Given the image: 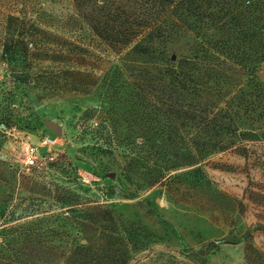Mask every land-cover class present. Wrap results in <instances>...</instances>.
<instances>
[{
    "label": "rangeland",
    "instance_id": "rangeland-1",
    "mask_svg": "<svg viewBox=\"0 0 264 264\" xmlns=\"http://www.w3.org/2000/svg\"><path fill=\"white\" fill-rule=\"evenodd\" d=\"M17 1L0 0V101L13 106L0 122V175H13L0 179V258L23 264L33 249L54 264H259L246 246L264 255V0L155 2L166 32L154 45L171 62L64 28L63 0L44 1L52 23L37 19L31 37ZM19 37L31 55L6 59ZM219 117L232 132L209 135ZM187 154L194 164L161 167L173 184L145 183ZM134 157L157 161L131 170Z\"/></svg>",
    "mask_w": 264,
    "mask_h": 264
},
{
    "label": "trees",
    "instance_id": "trees-1",
    "mask_svg": "<svg viewBox=\"0 0 264 264\" xmlns=\"http://www.w3.org/2000/svg\"><path fill=\"white\" fill-rule=\"evenodd\" d=\"M45 0H18L17 2L21 4L18 8L19 11L23 12V17L19 21L21 28L32 29V33L27 34L31 37L34 36V30H36L40 21L46 22V24L51 25L52 17L45 14ZM61 1V0H60ZM65 2V7L68 11L63 21L62 26L68 27L71 31H81L87 30L95 37L99 42L105 43L111 50L115 52H124V55H144L153 59L167 60L170 58L166 57V51L164 49H158L154 45L157 39L163 36L166 32L161 24L158 23L157 15L153 11L155 2L161 5H173L179 3L182 0H63ZM17 3V4H18ZM28 14L31 15L28 19ZM159 17V16H158ZM29 23L27 26L26 24ZM45 24V25H46ZM23 38V37H21ZM27 41L15 38L13 42L9 43L4 49V56L6 59H25L31 53L27 48ZM49 56V55H48ZM165 72L174 78L179 79L178 83L182 88H187L185 82L184 73L177 72L173 67L166 66ZM13 106L7 104L4 100L0 101V122H10L12 117ZM224 117H219L218 121H213L208 123L207 130L209 135H221L228 132H232L231 123L223 119ZM142 143V142H141ZM210 148L215 146V148H222L223 145L218 143L214 145L209 144ZM190 149V148H188ZM151 160V159H150ZM153 163L157 161L152 160ZM164 164H160L159 167L154 168V170L147 171L142 178L145 180L147 185H153L155 183H162L164 179H168L169 183L173 184L174 179L179 177L165 174L162 172L161 167L170 169L172 167L180 165H192L196 162V158L193 155L187 154L180 158H172L162 160ZM152 163V164H153ZM129 168L132 170L135 167L145 166L150 167L151 161L149 158L140 157L132 158L128 161ZM163 169V168H162ZM4 178L11 179L13 175H7L3 177L0 175V179ZM224 196H227L225 193ZM230 199H235L231 198ZM11 228V227H9ZM8 229V228H6ZM248 234V233H247ZM30 235V233L28 234ZM246 235V234H245ZM28 240V239H27ZM27 247V244L24 243ZM27 259L23 264H34L35 259H38L41 264H54L59 256L52 253L50 250H45L41 254H37L31 251L26 253ZM262 253H259L251 244L246 246V257L250 260L251 258L261 257L262 261L259 264H264V257ZM0 264H11L10 262L0 258Z\"/></svg>",
    "mask_w": 264,
    "mask_h": 264
},
{
    "label": "water",
    "instance_id": "water-1",
    "mask_svg": "<svg viewBox=\"0 0 264 264\" xmlns=\"http://www.w3.org/2000/svg\"><path fill=\"white\" fill-rule=\"evenodd\" d=\"M260 78H264V73H261ZM46 125L51 128L55 133H57L58 135L61 133V129L57 126V124L55 122H53L50 119H46L45 120Z\"/></svg>",
    "mask_w": 264,
    "mask_h": 264
},
{
    "label": "built area",
    "instance_id": "built-area-1",
    "mask_svg": "<svg viewBox=\"0 0 264 264\" xmlns=\"http://www.w3.org/2000/svg\"><path fill=\"white\" fill-rule=\"evenodd\" d=\"M34 155H33V151H32V149H30V151H29V153H27V155H26V163L27 164H33V162H34Z\"/></svg>",
    "mask_w": 264,
    "mask_h": 264
}]
</instances>
